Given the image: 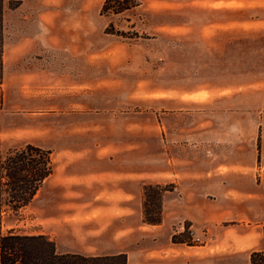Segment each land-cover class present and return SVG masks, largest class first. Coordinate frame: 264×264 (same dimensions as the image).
I'll list each match as a JSON object with an SVG mask.
<instances>
[{
    "label": "rangeland",
    "instance_id": "obj_1",
    "mask_svg": "<svg viewBox=\"0 0 264 264\" xmlns=\"http://www.w3.org/2000/svg\"><path fill=\"white\" fill-rule=\"evenodd\" d=\"M104 1L0 6V162L30 144L53 168L17 212L0 190V234L127 264H249L264 250V0Z\"/></svg>",
    "mask_w": 264,
    "mask_h": 264
},
{
    "label": "trees",
    "instance_id": "obj_2",
    "mask_svg": "<svg viewBox=\"0 0 264 264\" xmlns=\"http://www.w3.org/2000/svg\"><path fill=\"white\" fill-rule=\"evenodd\" d=\"M25 0H0V6H19ZM138 4L134 0H105L101 11L124 13ZM120 34H126L120 31ZM137 34V33H135ZM136 36V35H135ZM49 151L27 144L6 154L0 162V190L3 204L17 212L35 200V196L53 173ZM264 183V178H263ZM149 187H144V222H161L160 209L151 211L148 204ZM156 210V209H155ZM0 264H127L125 253L83 254L58 251L56 244L45 234L19 233L9 229L0 234ZM249 264H264V250H255Z\"/></svg>",
    "mask_w": 264,
    "mask_h": 264
},
{
    "label": "crops",
    "instance_id": "obj_3",
    "mask_svg": "<svg viewBox=\"0 0 264 264\" xmlns=\"http://www.w3.org/2000/svg\"><path fill=\"white\" fill-rule=\"evenodd\" d=\"M160 225V224H159ZM116 253H119V252H116ZM120 253H123V252H120ZM111 254V253H110Z\"/></svg>",
    "mask_w": 264,
    "mask_h": 264
}]
</instances>
